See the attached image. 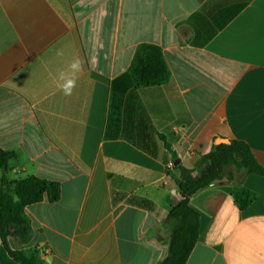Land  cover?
Listing matches in <instances>:
<instances>
[{
  "label": "crops",
  "instance_id": "obj_1",
  "mask_svg": "<svg viewBox=\"0 0 264 264\" xmlns=\"http://www.w3.org/2000/svg\"><path fill=\"white\" fill-rule=\"evenodd\" d=\"M141 44L162 51L160 86L136 88ZM62 52L63 55H58ZM82 61L71 96L59 73ZM169 147L165 145V141ZM218 139L264 166V0H0V148L11 179L57 182L28 205L47 264H159L181 169ZM256 194L245 210L233 191ZM199 237L187 264H264V176L238 173L190 198ZM0 264H20L0 240Z\"/></svg>",
  "mask_w": 264,
  "mask_h": 264
},
{
  "label": "trees",
  "instance_id": "obj_2",
  "mask_svg": "<svg viewBox=\"0 0 264 264\" xmlns=\"http://www.w3.org/2000/svg\"><path fill=\"white\" fill-rule=\"evenodd\" d=\"M129 74L136 88L162 85L169 77L162 49L154 44L139 45ZM165 145L169 147L166 141ZM15 157L13 152L0 148V240L14 261L20 264H47L43 257L46 248L38 247L29 252L12 249L9 238L15 239L18 244L28 243L31 222L25 208L42 201L46 196L50 202L59 201L61 187L57 182L35 176L11 179L9 162ZM232 167L238 173L264 176V166L256 160L249 145L239 140L216 144L211 152L202 156L196 170L181 169L178 181L181 199L171 207L167 216L170 223L169 252L159 264H187L199 237V213L191 207L190 198L214 181L233 179L235 176L230 171ZM233 197L237 206L245 210L255 201L256 194L244 187H237Z\"/></svg>",
  "mask_w": 264,
  "mask_h": 264
},
{
  "label": "clouds",
  "instance_id": "obj_3",
  "mask_svg": "<svg viewBox=\"0 0 264 264\" xmlns=\"http://www.w3.org/2000/svg\"><path fill=\"white\" fill-rule=\"evenodd\" d=\"M58 55H63L62 52H58ZM82 71V61L78 57H74L68 65L67 71H61L59 73L58 84L59 90L65 96H71L77 86V74Z\"/></svg>",
  "mask_w": 264,
  "mask_h": 264
},
{
  "label": "water",
  "instance_id": "obj_4",
  "mask_svg": "<svg viewBox=\"0 0 264 264\" xmlns=\"http://www.w3.org/2000/svg\"><path fill=\"white\" fill-rule=\"evenodd\" d=\"M216 143L217 144H220V143H229V140H227V139H218ZM3 172H6V169H3Z\"/></svg>",
  "mask_w": 264,
  "mask_h": 264
},
{
  "label": "rangeland",
  "instance_id": "obj_5",
  "mask_svg": "<svg viewBox=\"0 0 264 264\" xmlns=\"http://www.w3.org/2000/svg\"><path fill=\"white\" fill-rule=\"evenodd\" d=\"M230 171L232 172V174L234 175V176H236L237 174H238V172H236V170H235V168H230Z\"/></svg>",
  "mask_w": 264,
  "mask_h": 264
}]
</instances>
